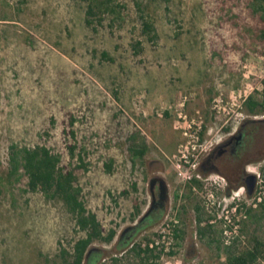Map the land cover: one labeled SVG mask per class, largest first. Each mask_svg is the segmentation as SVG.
<instances>
[{"label":"rangeland","instance_id":"rangeland-1","mask_svg":"<svg viewBox=\"0 0 264 264\" xmlns=\"http://www.w3.org/2000/svg\"><path fill=\"white\" fill-rule=\"evenodd\" d=\"M262 7V0H0V264H62L61 253L84 236L61 201L30 192L22 171L10 173L13 145L58 155L85 208L105 233L116 231L112 243L91 245L103 253L100 264L112 257L128 264L118 238L148 210L154 177L165 181L168 199L134 242L156 240L171 219L182 231L158 264H224L225 247L243 251L264 240V219L242 224L229 246L219 225L200 237L197 216L207 221L200 195L170 161L182 141L178 112L201 120L215 145L226 137L222 109L234 92L260 97ZM142 18L155 38L142 34ZM132 136L148 147L142 161L130 152ZM135 203L141 215L132 219ZM254 264H264V251Z\"/></svg>","mask_w":264,"mask_h":264},{"label":"trees","instance_id":"trees-1","mask_svg":"<svg viewBox=\"0 0 264 264\" xmlns=\"http://www.w3.org/2000/svg\"><path fill=\"white\" fill-rule=\"evenodd\" d=\"M167 2L168 0H163ZM264 2V0H262ZM138 6V1L136 2ZM262 10V19L264 20V7ZM94 13L92 8H88L86 11L85 24L91 25L89 16ZM142 34L148 35L149 39L156 37L155 29L153 25L142 18ZM264 37V33H262ZM138 47V45H137ZM260 97L257 98L254 95H249L244 104V110L249 115H264V77L261 80ZM70 135L74 137V133ZM130 152L133 157L144 159V156L148 152V147L142 141L139 144H135V136L131 137ZM70 153L73 155V149L70 148ZM79 167H83L81 157H79ZM9 169L11 174H17L19 171L27 178V189L30 192H40L48 200L61 201L66 210L74 217L75 225L77 229L84 233V236L77 239L72 247V252L68 253L63 251L61 253L62 264H100L103 259V253L96 247H91L95 242H101L110 244L113 242L116 231L113 229L108 230L106 233L98 221L96 215L88 211L84 204L80 201V189L75 185V176L72 171H67L60 166V158L58 155L51 153L49 149L43 146H36L34 148H18L13 145L9 151ZM107 171H110V166H107ZM191 184L199 186L197 181L193 180ZM188 189H191V185H188ZM141 215L138 205L135 203L132 219H136ZM144 215V214H143ZM141 216L134 226L130 229V233H126L118 240V249L121 251L126 250L125 259L128 260V264H158V260L161 256L155 249H150L148 244L150 240L144 238L145 246L142 247L143 242L135 243V237L147 226L154 225L162 215L152 214L149 212L146 216ZM249 219L259 220L264 219V204L261 205L258 212H248ZM156 218V220H155ZM202 219L197 216V232L200 237L209 235L211 225L202 224ZM243 231V230H242ZM128 237V239H127ZM175 240L182 239V231L176 230L174 234ZM264 251V240L258 238L253 239V245L251 249L238 251L231 247H225L224 253L226 261L224 264H254L259 256ZM173 254V252H170ZM96 256V260L93 261ZM113 264H121V259L112 257Z\"/></svg>","mask_w":264,"mask_h":264},{"label":"built area","instance_id":"built-area-1","mask_svg":"<svg viewBox=\"0 0 264 264\" xmlns=\"http://www.w3.org/2000/svg\"><path fill=\"white\" fill-rule=\"evenodd\" d=\"M234 93L235 95L231 96L232 102L229 103L228 111L225 113V109H222L225 116L228 114L237 116L236 112L241 110L249 96L241 91ZM187 100V97H184L178 106L182 109ZM212 102H216V100L214 99ZM213 110L220 115L218 105L215 104ZM174 129L179 131L182 137L177 153L170 159L174 171L181 182L191 185V191L200 195L208 223L212 226H220L223 242L229 246L238 237L242 223L246 219V209L255 208L264 201V168L261 172L256 173L255 187L248 198L245 197L246 189L244 187H240L230 196L219 197V194L224 191L223 180L210 176L204 181V177L198 172L200 161L210 148V143L205 141L204 134L205 132L210 134L211 130L207 131L201 120L188 119L187 115L182 112L176 114ZM193 180L202 184L199 186L191 184ZM177 224L178 221L172 219L168 223H163L164 228L159 231L156 240L149 242L148 247L155 249L161 255L169 253L175 244L174 234ZM144 246L145 243L142 244V247Z\"/></svg>","mask_w":264,"mask_h":264},{"label":"flooded vegetation","instance_id":"flooded-vegetation-1","mask_svg":"<svg viewBox=\"0 0 264 264\" xmlns=\"http://www.w3.org/2000/svg\"><path fill=\"white\" fill-rule=\"evenodd\" d=\"M244 104L245 102L241 107L242 112L240 113L239 124L234 131L229 127L231 122L234 121V115L228 114L225 116V125L228 127L224 130L226 133L224 139L217 141L214 145L211 142L212 137H207L211 136V133L206 135L205 132L204 134L205 141L210 143V148L203 155L198 172L204 177V181L210 176H216L223 180L224 191L219 194V197L230 196L240 187L245 188L249 176L254 177L255 187L256 173L261 172L264 168V137L261 136V131L264 128V116L258 118L259 115L247 114L244 110ZM252 163H257V166H249ZM153 179H157V181L152 188L149 182L151 197L149 208L151 207L150 212L152 214L161 215L164 211L165 202L168 199V193L166 189L160 190L159 180L161 178L154 177ZM197 183L199 185L202 184L199 181ZM245 191V197L248 198L247 190ZM263 204L264 201L259 203L255 208L246 209V219L242 224L245 225L246 222L251 220L248 216L249 211L258 212ZM205 224L210 225L208 221L202 222L201 225ZM131 227H128L127 234L132 231ZM126 233L120 234L118 240L126 236Z\"/></svg>","mask_w":264,"mask_h":264},{"label":"water","instance_id":"water-1","mask_svg":"<svg viewBox=\"0 0 264 264\" xmlns=\"http://www.w3.org/2000/svg\"><path fill=\"white\" fill-rule=\"evenodd\" d=\"M156 181H157V179H153V178L150 180V186H151V188L154 186V184L156 183ZM159 186H160V190H164V189L167 190L166 183L162 179L159 180ZM245 188L247 190V194L250 196L252 194L253 188H254V177L253 176H249L247 178ZM150 211H151V207L144 213L143 216H146ZM127 230H128V228L124 229L121 232V234H124Z\"/></svg>","mask_w":264,"mask_h":264},{"label":"crops","instance_id":"crops-1","mask_svg":"<svg viewBox=\"0 0 264 264\" xmlns=\"http://www.w3.org/2000/svg\"><path fill=\"white\" fill-rule=\"evenodd\" d=\"M213 229V228H212ZM209 236V235H208ZM211 237H212V235H211Z\"/></svg>","mask_w":264,"mask_h":264}]
</instances>
